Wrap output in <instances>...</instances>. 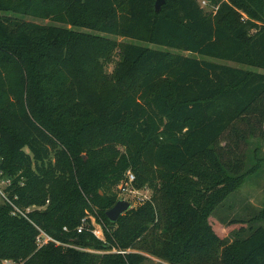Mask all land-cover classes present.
Segmentation results:
<instances>
[{"label": "trees", "instance_id": "16d2710c", "mask_svg": "<svg viewBox=\"0 0 264 264\" xmlns=\"http://www.w3.org/2000/svg\"><path fill=\"white\" fill-rule=\"evenodd\" d=\"M155 1L0 0V179L54 237L96 250L39 247L0 202V264H264L263 224L229 238L209 220L264 160L242 148L264 140V0ZM129 169L152 196L112 220Z\"/></svg>", "mask_w": 264, "mask_h": 264}, {"label": "rangeland", "instance_id": "374dc122", "mask_svg": "<svg viewBox=\"0 0 264 264\" xmlns=\"http://www.w3.org/2000/svg\"><path fill=\"white\" fill-rule=\"evenodd\" d=\"M201 3L207 8L211 9L212 5H209V3H205L201 0ZM246 15V14H244ZM32 18V17H28ZM37 21L40 22H51L50 19H41L36 18ZM111 37H115L118 40H133L129 38H124L121 36H115L113 34H109ZM138 43L142 44H149L154 47H163L158 44H150L145 41L140 40H134ZM168 48V47H166ZM172 51H178V49L175 48H169ZM184 53L188 54L189 51H183ZM198 56L211 59L214 61H220V62H227L234 65L243 66L245 68H254L249 65L240 64L234 61H228L219 57L215 56H208L203 55L200 53H197ZM115 60L117 59V55L114 56ZM115 60L107 65L108 71H111L115 65ZM255 69V68H254ZM264 70V69H261ZM223 143H225L223 141ZM242 148L245 149L246 146L250 148H247L246 152V164L247 166L252 165L255 163L257 156L264 157V140L260 139L258 137H253L250 144L242 143ZM128 171V170H127ZM126 171V173H127ZM125 173V174H126ZM125 176V175H124ZM8 178L0 179V186L4 188L7 184ZM149 187V186H148ZM115 190H117V187H114ZM151 193V191H150ZM264 208V160L262 165L256 170L255 172H252L248 174L244 180V182L241 184V186L236 189L235 191L231 192L225 199L220 203L215 211L209 216V220L211 224L213 225L216 232L225 237H232V231L238 230L241 226H245L246 229L250 230V225H264V219L260 220H253L250 219L259 213ZM90 215L95 217L96 222L99 223L98 217L96 216L95 212L89 211ZM102 225V224H101ZM141 264H171L170 262L163 260L159 257H148L145 259Z\"/></svg>", "mask_w": 264, "mask_h": 264}, {"label": "built area", "instance_id": "2783aa9c", "mask_svg": "<svg viewBox=\"0 0 264 264\" xmlns=\"http://www.w3.org/2000/svg\"><path fill=\"white\" fill-rule=\"evenodd\" d=\"M202 1L205 3L206 2L208 3L207 0H202ZM135 180H136L135 172L132 171L131 169H129L127 171V173L125 174L124 179L119 183L118 189H117L118 194H119V198L129 200L132 207L138 206L139 204L150 199L152 196V189L150 187H148V186H143V187L137 186L135 184ZM9 182H10V180L8 178L7 184H9ZM6 186L4 188H2L0 186V202H5V203L10 204L11 205V213H13L15 215L23 216L33 223V225L38 230L37 235H36V243L39 247L43 246L49 242H54L56 244H62L65 246H72V247L79 248V249L96 251L95 249L90 248V247H82V246L76 245L74 243L63 242V241L57 239L56 237H54L52 234H50L47 230H45L41 225H39L37 222H35L31 218L30 211L32 209L36 208L37 206L35 204L32 206L26 207V208L21 206L9 195L8 191L6 190ZM150 191H151V193H150ZM91 219H92V223L94 225L92 228V232L97 237L104 239L105 236H104V231H103L102 225L100 223H97L95 220L96 218L93 217L92 215H91ZM64 228L67 229V226H65ZM83 228H84L83 224L79 225L78 231H82ZM97 251L102 252L103 250H97ZM110 251H116V252L124 253L128 250L119 249V248L114 247ZM2 264H19V263L14 261L11 258H5L2 262Z\"/></svg>", "mask_w": 264, "mask_h": 264}, {"label": "water", "instance_id": "95a60500", "mask_svg": "<svg viewBox=\"0 0 264 264\" xmlns=\"http://www.w3.org/2000/svg\"><path fill=\"white\" fill-rule=\"evenodd\" d=\"M166 0H156L155 7L157 11L162 9L163 4ZM132 208L131 203L127 199L119 198L116 203L107 210V215L112 219L116 220L121 214Z\"/></svg>", "mask_w": 264, "mask_h": 264}, {"label": "crops", "instance_id": "0c3cea01", "mask_svg": "<svg viewBox=\"0 0 264 264\" xmlns=\"http://www.w3.org/2000/svg\"><path fill=\"white\" fill-rule=\"evenodd\" d=\"M149 256L155 257V256H153V255H149Z\"/></svg>", "mask_w": 264, "mask_h": 264}]
</instances>
